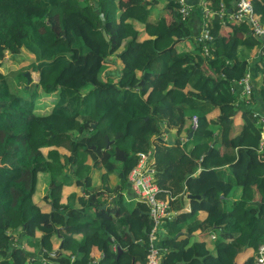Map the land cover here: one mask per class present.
Instances as JSON below:
<instances>
[{
    "label": "trees",
    "instance_id": "trees-1",
    "mask_svg": "<svg viewBox=\"0 0 264 264\" xmlns=\"http://www.w3.org/2000/svg\"><path fill=\"white\" fill-rule=\"evenodd\" d=\"M153 2L0 0V264H92L94 235L97 264H146L149 207L121 203L129 172L148 152L158 196L169 199L158 264H257L264 45L247 21L223 23L216 14L212 39H192L176 0L163 15ZM221 3L227 10L232 1L208 7ZM251 3L263 24L264 0ZM23 48L38 74L30 96L55 94L44 111L1 70ZM246 74L252 90L242 95ZM241 102L247 107L238 111ZM165 130H174L170 144ZM95 170L106 181L96 188ZM37 247L40 256L31 253Z\"/></svg>",
    "mask_w": 264,
    "mask_h": 264
},
{
    "label": "built area",
    "instance_id": "built-area-1",
    "mask_svg": "<svg viewBox=\"0 0 264 264\" xmlns=\"http://www.w3.org/2000/svg\"><path fill=\"white\" fill-rule=\"evenodd\" d=\"M178 3V12L181 19H187L191 13V8L187 3V0H176ZM204 2L205 14L209 12H214L220 18L226 17L230 20H235L237 22L247 21L251 27L252 33L259 37H263L264 45V23L262 24L257 17L254 16L253 6L249 0H236L235 9L230 13L225 10L223 4H220L218 10L213 11L208 8V0ZM212 33L210 32L208 23H204L202 26V31L200 36L197 38L199 41L207 42L212 39ZM205 54L208 53V48L204 45ZM239 84L242 86V95H248L252 90L251 76L246 74L242 77ZM254 117L257 113H254ZM261 121V129L264 133V117H259ZM193 123L196 125V117H193ZM150 152L141 153L140 159L136 166L129 172L127 176V181L134 193L135 197H139L140 201H143L149 207V216L153 221V226L149 233V245H148V255L146 264H158L159 253L161 248L157 244V233L163 225L164 218L169 214V204L166 198H161L158 196L159 189L157 185L153 182L152 170L150 169L149 162ZM255 261L257 264H264V243H262L255 255Z\"/></svg>",
    "mask_w": 264,
    "mask_h": 264
},
{
    "label": "rangeland",
    "instance_id": "rangeland-1",
    "mask_svg": "<svg viewBox=\"0 0 264 264\" xmlns=\"http://www.w3.org/2000/svg\"><path fill=\"white\" fill-rule=\"evenodd\" d=\"M160 2V1H163V0H154V4L153 6H151L150 8H153V7H156L155 4L156 2ZM203 2V3H202ZM204 2H206L205 0H202L201 1V4L202 6L199 4L197 5L195 8L198 10V12L201 14V10L203 12V15H204V23H208V26L210 25V18L215 14L214 12H209L208 14H205V11H204ZM209 2V0L207 1V3ZM125 4H127V2L123 3L121 2V6H124ZM223 4V3H221ZM224 5V4H223ZM225 7V6H224ZM209 8V7H208ZM163 10V8L161 9L160 7H157V10H153V13H160V15H163V12L161 11ZM212 10V9H211ZM226 10V8H225ZM227 11V10H226ZM217 15V14H216ZM218 16V15H217ZM219 19H221L224 23V21L227 19L226 17L224 18H220L218 17ZM230 20V19H227V21ZM233 21V20H231ZM252 33V32H251ZM260 43L263 44V41L260 40ZM23 54L25 53V55L23 56H18V58L16 60H14L13 58H11L9 55L7 57V63L4 67L1 68V70L7 75L8 79H9V83L10 85L12 86V88L16 91H18L19 93H22L23 95L26 94L28 95V93L31 91V88H28L30 87V85H33L34 83H36L38 81V74L36 71H33L29 62H33L34 61V57L32 56V54L30 53V55H27L26 53L29 51L25 48H23ZM118 62V61H117ZM110 70H115V69H108L107 71V75H114L117 73V70L116 71H110ZM28 72L30 74V78L31 80L28 82V86L27 88L28 89H25V81L21 78V74ZM103 78H106V75L105 73L102 75ZM21 87L23 88L24 87V92L26 93H23L22 90H21ZM33 92H30L28 97L32 94ZM31 100L33 101V104L35 103V105L38 107L37 109L39 111H44V109H49L51 107V105L53 104V101L55 99V94H49L48 96H45V95H42L41 97H37L35 95L33 96H30ZM172 132L174 130H171ZM174 133V132H173ZM94 176H95V180L96 182H101L102 183L104 182L103 179H101V174L99 172H95L94 173ZM111 176V186L115 185L118 180L116 178L113 177V174H110ZM106 182V181H105ZM44 191V188L41 187V192ZM136 201H140V198L139 197H132L131 199H128V197L126 195H124V198L122 199V203L121 205L123 207H130V206H134L135 202ZM187 206V205H186ZM188 207V206H187ZM132 207H130L129 209H131ZM214 237V238H213ZM215 239L216 238V233H212L211 234V239ZM35 264H41L40 261H37L35 262Z\"/></svg>",
    "mask_w": 264,
    "mask_h": 264
},
{
    "label": "crops",
    "instance_id": "crops-1",
    "mask_svg": "<svg viewBox=\"0 0 264 264\" xmlns=\"http://www.w3.org/2000/svg\"><path fill=\"white\" fill-rule=\"evenodd\" d=\"M168 1L169 0H163V1L158 2L159 7L163 8L164 5H166V2H168ZM201 1L202 0H187V3H188V5L191 8V13H190L189 17L185 21L187 22V25L189 27V32H190L189 37L192 38V39L198 38L200 36L201 31H202L203 22L205 20L202 10H201V14H200L198 12V10L195 8L199 4L202 6ZM249 1L251 2V0H249ZM249 60H251V58ZM118 63H119V61H118ZM251 73H253V70L251 71ZM238 105H239L238 111H241V110L245 109V107H247L246 104L245 103H242V102L239 103ZM240 128H241V117L238 114L236 116L235 123H234V127H233L234 133H238L239 130H240ZM173 132L170 131L171 136H172V133ZM191 135H192V133H191ZM191 135H189V137ZM166 140H167V136H166ZM95 172L97 173L99 171L95 170V171H93V174H92L93 175V185H94V188L99 187V186H102V185L105 184V181L103 183H102V181L101 182H96L95 176H94V173ZM113 177L116 178L115 175H113ZM109 178H110L109 179V184H111V176H109ZM101 179H103V178L101 177ZM41 193H43V192H41ZM124 194L128 197V199H131L132 197H135L134 196V193H133V191L131 189V187H130V190L127 189ZM186 199H188V198H186ZM188 209H189V203H188L187 200H185V210H188ZM162 229H163V227L161 226V228L159 229V232L157 233V241L156 242H157L158 245L160 244L162 238L165 237V231L162 230ZM92 241H93V247H94L92 254H93L94 258H92L91 263L92 264H97V259H99V254H98V251L95 249L96 248L95 245H96V242H97V236L96 235L92 236ZM138 241H139V243H141L140 240H138ZM207 241H209V240H207ZM133 242H135V241H133ZM54 246L56 247V249L58 248L57 247V243H55ZM208 247H209V249H212L213 245H212L211 242H208ZM140 250H141V248H140ZM41 252L42 251H41L40 247L34 248L31 251L32 254H35L36 253L37 256H40L41 255ZM39 259H40L41 263L44 264L43 261H42L43 259L40 258V257H39ZM45 264H47V263H45ZM49 264H56V263L53 262V261H50ZM137 264H139V263H137Z\"/></svg>",
    "mask_w": 264,
    "mask_h": 264
},
{
    "label": "water",
    "instance_id": "water-1",
    "mask_svg": "<svg viewBox=\"0 0 264 264\" xmlns=\"http://www.w3.org/2000/svg\"><path fill=\"white\" fill-rule=\"evenodd\" d=\"M235 1H236V0H232V4H231V6L227 9V11H228L229 13L232 11V6L235 4ZM95 5H96V3H95ZM103 34H104V36H105V38H106V33H105V31H103ZM259 39H260L261 41H263V37H259ZM25 76H26V81L29 82V81L31 80V78H30V74H29L28 72H26V73H25ZM193 127L195 128L196 125H193ZM165 132L167 133V140H166L167 144L172 143V142H173V139H172L171 134L168 132V130H165ZM191 133H192V132H190L189 135H191ZM199 197H200L199 195H188V196H187L188 199H191V198H199ZM60 213L63 214V213H64V210H60ZM67 217H68V216L65 215V218H67ZM132 240L135 241L134 238H133Z\"/></svg>",
    "mask_w": 264,
    "mask_h": 264
},
{
    "label": "clouds",
    "instance_id": "clouds-1",
    "mask_svg": "<svg viewBox=\"0 0 264 264\" xmlns=\"http://www.w3.org/2000/svg\"><path fill=\"white\" fill-rule=\"evenodd\" d=\"M213 238H214V237H213ZM213 238H212V239H213ZM255 255H256V254H255ZM254 259H255V257H254Z\"/></svg>",
    "mask_w": 264,
    "mask_h": 264
}]
</instances>
